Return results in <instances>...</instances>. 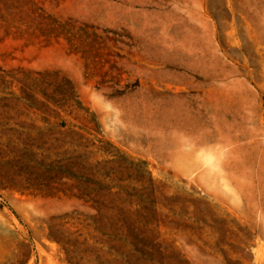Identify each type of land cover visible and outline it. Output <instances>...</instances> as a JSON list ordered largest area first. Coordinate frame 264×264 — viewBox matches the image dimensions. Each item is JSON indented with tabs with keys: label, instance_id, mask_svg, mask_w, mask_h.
I'll use <instances>...</instances> for the list:
<instances>
[{
	"label": "rangeland",
	"instance_id": "rangeland-1",
	"mask_svg": "<svg viewBox=\"0 0 264 264\" xmlns=\"http://www.w3.org/2000/svg\"><path fill=\"white\" fill-rule=\"evenodd\" d=\"M263 85L264 0H0V264L264 262Z\"/></svg>",
	"mask_w": 264,
	"mask_h": 264
},
{
	"label": "bare ground",
	"instance_id": "bare-ground-1",
	"mask_svg": "<svg viewBox=\"0 0 264 264\" xmlns=\"http://www.w3.org/2000/svg\"><path fill=\"white\" fill-rule=\"evenodd\" d=\"M262 89H263V94H262V95L264 96V85H263V88H262ZM263 104H264V101H263ZM263 114H264V113H263ZM260 210H261V209H260ZM261 211H262V210H261ZM261 214H262V213H261ZM263 258H264V256H263ZM259 264H264V262L259 263Z\"/></svg>",
	"mask_w": 264,
	"mask_h": 264
}]
</instances>
